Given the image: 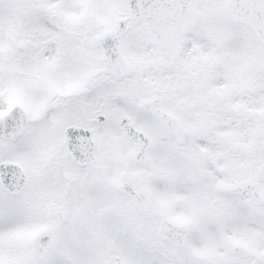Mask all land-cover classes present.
<instances>
[{"label": "snow or ice", "instance_id": "6c2138e0", "mask_svg": "<svg viewBox=\"0 0 264 264\" xmlns=\"http://www.w3.org/2000/svg\"><path fill=\"white\" fill-rule=\"evenodd\" d=\"M0 264H264V0H0Z\"/></svg>", "mask_w": 264, "mask_h": 264}]
</instances>
